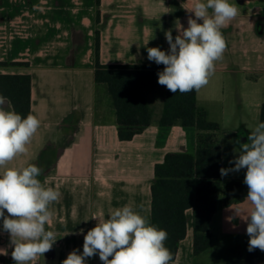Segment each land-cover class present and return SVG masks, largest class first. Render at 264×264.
Listing matches in <instances>:
<instances>
[{
    "label": "crops",
    "instance_id": "0c3cea01",
    "mask_svg": "<svg viewBox=\"0 0 264 264\" xmlns=\"http://www.w3.org/2000/svg\"><path fill=\"white\" fill-rule=\"evenodd\" d=\"M229 2L236 4L239 15L222 29L227 42L223 58L216 62L209 84L197 92V105L220 126L224 167L235 156L234 139L242 136L247 141L260 122L264 104V0ZM191 3L100 0L97 7L96 0H0V63L25 64L0 67V75L31 77V114L41 121L28 152L6 167L34 164L42 169L38 179L45 187L61 194L50 206L53 218L46 225L58 240L31 264H61L74 249L82 253L84 235L97 223L92 217L106 219L111 209L124 205H132L151 224L168 232L165 246L174 264H227L246 258L247 224L243 215L234 216L233 209L239 207L246 214L251 205L245 198L227 199V179L222 180L221 203L209 227L211 247L198 257L194 255L193 203L152 197L155 166L170 153L196 151L194 128L157 124L167 88H159L157 80L145 92L154 109L153 124L130 141L119 139L115 112L105 91L100 89L97 96L96 31L101 65L164 67L149 61L146 49H169L164 33L171 30L175 39L178 23L187 28L189 16L194 18L186 10ZM238 77L243 86L232 97L254 111L229 107L226 89ZM243 178L233 173V179ZM0 249L8 253L0 254V264H14L7 233L0 232ZM87 264L102 262L97 255Z\"/></svg>",
    "mask_w": 264,
    "mask_h": 264
},
{
    "label": "clouds",
    "instance_id": "9594fccd",
    "mask_svg": "<svg viewBox=\"0 0 264 264\" xmlns=\"http://www.w3.org/2000/svg\"><path fill=\"white\" fill-rule=\"evenodd\" d=\"M187 28L176 25L177 35L164 33L167 51L147 47V59L163 70L157 73L158 84L171 93L200 91L215 74V64L223 58L227 47L222 29L239 15L236 4L229 0H192L186 9ZM41 126V121L29 113L26 118L11 110L10 101L0 95V232L7 233L14 264H31L51 251L58 240L57 233L47 230L53 212L51 205L60 192L45 187L38 177L42 169L34 164L16 169L6 167L17 156L28 152V145ZM238 152L229 161L233 167L220 168L221 177L246 170L243 183L247 185L244 201L251 205L246 214L239 207L234 216L243 219L249 237V252H264V122H259L241 143L234 141ZM96 226L84 235L83 251L74 249L61 264H87L99 256L102 264H174L171 251L165 246L168 232L150 223L132 205L109 211L108 218L93 216ZM0 254L7 255L0 249Z\"/></svg>",
    "mask_w": 264,
    "mask_h": 264
},
{
    "label": "trees",
    "instance_id": "16d2710c",
    "mask_svg": "<svg viewBox=\"0 0 264 264\" xmlns=\"http://www.w3.org/2000/svg\"><path fill=\"white\" fill-rule=\"evenodd\" d=\"M100 0H96L97 7ZM100 12L97 10V21ZM100 34L95 33V83L97 96L103 89L109 97L116 116L118 136L130 141L153 124L154 109L145 92L155 86L157 73L163 67L103 66L99 62ZM24 66L22 63H0V67ZM0 95L8 98L13 110L26 118L31 113V77L29 75H0ZM98 101V100H97ZM260 122H264V104ZM161 127L182 126L197 131L194 154L170 153L155 166L152 197L155 201L192 202L194 205V255L206 253L212 244L210 223L220 206L222 180L227 179L228 200L246 198L247 185L243 179H233V173L221 177L223 150L219 142L220 126L209 120L207 110L197 105V91L181 94L166 89L163 111L157 122ZM228 159L224 168L233 167ZM246 170L243 175L245 176ZM246 258L227 264H261L263 252H249Z\"/></svg>",
    "mask_w": 264,
    "mask_h": 264
},
{
    "label": "rangeland",
    "instance_id": "374dc122",
    "mask_svg": "<svg viewBox=\"0 0 264 264\" xmlns=\"http://www.w3.org/2000/svg\"><path fill=\"white\" fill-rule=\"evenodd\" d=\"M242 84H243V79L241 77H238V79H236V80L230 81V84L228 85L229 87H227L228 89H226V93L229 96V100H230L229 103H228L229 107H230V109L239 110V111L240 110H246V111L251 110V111H254L255 108L254 107H249L248 103H246L244 101L243 102H239V100L237 98L232 97V96L236 95L235 93H236V91L239 88H241L240 86H243ZM158 87L160 88L161 85H158ZM248 89H249L248 87L245 88V90H248ZM154 106H156V105H154ZM256 111H257V108H256ZM239 138L241 140V143H246L247 142V141H244L245 140L244 137L241 136ZM234 141H235V139H234ZM234 141H233V145H232V151L236 155L237 152H238V147L239 146L238 145L236 146ZM243 171H244V169L240 170L239 174H243Z\"/></svg>",
    "mask_w": 264,
    "mask_h": 264
}]
</instances>
